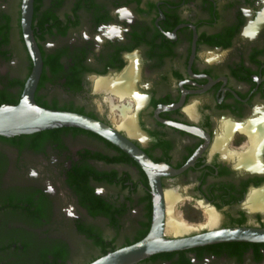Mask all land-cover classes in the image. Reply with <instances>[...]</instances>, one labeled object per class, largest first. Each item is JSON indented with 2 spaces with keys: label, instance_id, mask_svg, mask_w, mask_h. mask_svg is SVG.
<instances>
[{
  "label": "flooded vegetation",
  "instance_id": "obj_1",
  "mask_svg": "<svg viewBox=\"0 0 264 264\" xmlns=\"http://www.w3.org/2000/svg\"><path fill=\"white\" fill-rule=\"evenodd\" d=\"M22 2L0 0V106L34 68ZM31 28L37 103L110 126L160 181L89 129L0 135V264H89L145 238L156 198L165 237L215 239L136 264H264V239L230 233L264 230V0H34ZM130 67L129 93L98 86Z\"/></svg>",
  "mask_w": 264,
  "mask_h": 264
},
{
  "label": "water",
  "instance_id": "obj_2",
  "mask_svg": "<svg viewBox=\"0 0 264 264\" xmlns=\"http://www.w3.org/2000/svg\"><path fill=\"white\" fill-rule=\"evenodd\" d=\"M33 10L34 0H23V28L34 59V68L19 103H6L0 106V135L15 136L60 127L89 129L103 135L129 152L149 172L152 182L159 184L160 173L156 172V166L148 155L110 126L78 112L47 108L37 103L35 92L42 73L43 60L31 28ZM155 203V221L151 232L145 238L130 246L110 252L89 264H136L165 249L185 247L196 242L201 243L215 239L211 233L194 238L169 239L165 237L162 204L159 198L155 199ZM230 233L238 238L264 239V230L260 229L237 228L231 230Z\"/></svg>",
  "mask_w": 264,
  "mask_h": 264
},
{
  "label": "bare ground",
  "instance_id": "obj_3",
  "mask_svg": "<svg viewBox=\"0 0 264 264\" xmlns=\"http://www.w3.org/2000/svg\"><path fill=\"white\" fill-rule=\"evenodd\" d=\"M131 70H132V68L130 67V70H128V74L129 75H126L124 79H120V81L117 84H113L112 85L111 83H108L107 81H106L107 83L102 81L101 84L100 83L98 84V86H102V87H105V88L107 87V88H109V90L113 91L116 94H121L122 95L124 93H129L130 92V88L132 89V87L127 82V78H128V76H132V74H130V72H132ZM131 93H134V92H131ZM122 127L123 128H126L131 135L132 134L134 135L136 133V126H134L133 123L131 124V122H128L126 124H122ZM252 132H255V131H252ZM244 158L245 157H243V159ZM256 192L254 193V196H253V199H255L254 202H255V204L258 203V205L261 206L260 208H262V206L264 207V200H262V199L259 200V197H258V200H257V195H255ZM167 198H168V201L171 203L172 202V199H173L172 196H171V194H169V196ZM169 206H170V204H169ZM171 215H172V213L170 212L169 217L167 218V232L168 233H175V232H177V233L179 232L180 233V231L182 232V230L184 229V227L182 226L181 223H178V221H177L176 218L172 217ZM184 226H185V224H184Z\"/></svg>",
  "mask_w": 264,
  "mask_h": 264
}]
</instances>
